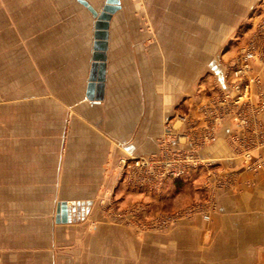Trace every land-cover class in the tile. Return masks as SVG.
<instances>
[{
	"label": "crops",
	"instance_id": "1",
	"mask_svg": "<svg viewBox=\"0 0 264 264\" xmlns=\"http://www.w3.org/2000/svg\"><path fill=\"white\" fill-rule=\"evenodd\" d=\"M88 1L98 10L105 2ZM77 2L89 17V42H60L59 49L54 47V54L66 64V69L60 70L57 85L47 87L45 77H40L38 71L34 81L29 55L17 61L16 69L12 65L0 72V95L21 96L17 103L0 101V116L4 111L3 126L8 129L3 138L0 136V223L14 222L15 213H25L29 218L30 192H37L40 201H45L39 207L46 204L52 210L49 215L44 211L39 220L49 224V246L35 248V252L31 247H11L5 260L0 258V264H141L140 255L147 247L142 238L102 215L96 195L109 189L122 154L146 155L158 150L167 128H172L185 142L186 137L200 136L209 126H215L216 136L198 153L211 162L190 171L187 178L195 183L206 169L213 179L214 175H230L229 186L215 191L212 223L218 236L214 249H224L217 253L236 257L230 258L235 264H264V42H251V66L240 78L232 74L233 66L242 64L243 50L250 42H233L238 49L236 55L233 56L232 49L222 57L218 53L207 55L203 44L197 57L200 71L191 82L189 72L182 70L181 75L175 76L173 50L143 44L141 32L136 31L134 24L127 38L115 39L123 24L135 19L129 18L133 15L129 0H121V8L110 22L103 90L98 99L92 100L87 92L94 55L95 17L87 6ZM223 44L219 42L218 46L224 49ZM63 48L64 54L56 51ZM178 59L184 63L190 57L183 53ZM237 79L249 84L247 93L239 99L244 90L233 88ZM47 91L55 94L59 103L69 104L72 112L69 135L64 137L65 131L58 136L56 146L48 152L39 133L37 141L34 136L31 141L29 135L33 123L29 109L34 106L43 112L38 126H46ZM14 107L21 117L15 121ZM56 108L55 105L53 109ZM246 156L250 160L247 164L243 161ZM177 182L169 185V201L182 184ZM197 188L196 191H203L201 185ZM116 195L120 207L121 187ZM196 195L191 193L190 197ZM62 200L76 203L67 222L57 220V207ZM176 205L178 202L173 200L171 206ZM91 219L96 221L95 225L89 223ZM206 224L196 213L191 223L184 222L166 234L167 251L180 253L182 258L191 253L204 256L206 250L200 240ZM27 228L24 229L28 231ZM157 250L156 246L154 251ZM31 255H38L37 260ZM136 255L137 261L131 262L129 258L133 256L135 260ZM180 264L188 263L183 259Z\"/></svg>",
	"mask_w": 264,
	"mask_h": 264
},
{
	"label": "rangeland",
	"instance_id": "2",
	"mask_svg": "<svg viewBox=\"0 0 264 264\" xmlns=\"http://www.w3.org/2000/svg\"><path fill=\"white\" fill-rule=\"evenodd\" d=\"M129 2L128 5L133 11V15L131 14L129 18L135 19L126 21L119 37L116 35L115 39L127 38L133 32V30H129L130 28L134 29V24L136 31L141 32L143 44H157L161 50L165 48L173 50L175 76L182 70L185 73L189 72L191 82L200 71V60L198 61L197 57L203 51V44L207 55L218 53L219 57H222V55L229 54L232 49L235 50L233 56L236 55L237 48L234 47L233 42H250L247 49L243 50L241 60L250 54V50L251 54L248 60L249 66H251L250 61L254 54L251 42H264V0H129ZM135 9L137 15L134 13ZM88 19L87 12L77 0H0V72H5L7 67L12 65L16 69L17 61L23 55H29L30 72L32 76H35L34 81H37L38 71L40 77H45L47 87L57 85L60 70H65L66 64L62 62L64 59L54 54L53 50L59 49L60 42H89ZM252 26L253 28H251ZM219 42H224L223 47H226L223 49L218 46ZM166 45L167 47H165ZM56 51L65 53L64 48ZM183 53L189 55V62L182 63L181 59H178L179 62L176 61L177 56ZM237 66L236 63L233 67ZM234 70L235 68H233L232 74L240 78L234 73ZM230 81L232 82V80ZM236 82L239 80L237 79ZM50 93L47 91L44 95L45 110H47L46 126L41 123L38 126L37 120H39V115L41 117L43 114L42 110H37V106L29 109V119L33 120L29 127L30 140L32 141V136H34L36 137L34 141H37L39 133L40 141H44L46 152L52 151L56 146L58 136L63 135L65 131L63 136L69 135V121L72 117L69 104L59 103L58 97ZM241 94L238 95V99L246 93L240 96ZM31 97L33 99V96ZM52 98L55 100L52 101ZM18 100H21V96L0 95V101L3 102L17 103ZM52 103L56 105V109H53L55 105L52 106ZM13 110L14 121L21 118L18 117L17 108L14 107ZM1 114H4L0 116V136L3 138L8 129L3 126V123L6 122L5 112L3 111ZM50 119L51 122L48 121ZM243 119L246 121L245 116ZM210 128L212 126H209L205 132L210 131ZM170 129L174 135L178 134L172 128ZM202 133L204 132H200V134ZM200 139L202 140L196 147H202L210 142V138H206V135L200 136ZM256 143L261 142L256 141ZM30 145L32 146L33 143ZM248 160L249 158L243 159L246 164ZM118 162L119 159H117L115 175L109 189L99 192L96 195V200L102 215H105L113 223L121 224V227L129 228L142 238L147 247H143L144 251L140 255L141 264H180L183 259L188 264H235L231 259H236V257L217 253L224 249H214V245L217 247L218 233L212 223V215L216 211L215 191L229 186L231 180L229 174L214 175L215 179H213L210 170L206 169L205 174L201 173L203 175L199 174L197 177V183L189 181L185 177L176 181L162 180L158 186L152 181L149 182L150 185L146 182L145 186H139L138 184L143 178L137 173L138 170L134 162L126 160V164H124L121 160V174L117 169ZM254 164L257 168V161H254ZM249 165L252 166L251 163ZM177 181H181L182 184L176 188L172 201H169L170 195L167 196L169 185ZM197 185H201L202 192L196 191L198 190ZM119 187H121L120 207L117 206L116 195ZM191 193L198 195L190 197ZM30 196L29 218L25 217V213H15V217H13L15 223H0L1 260H5L6 252L11 250V247L18 249L31 247L35 252V248L49 246V224L39 220L43 219V213L46 212V215H49V211L52 210L45 203V206L39 207V204L45 201H40L42 198H39L37 192H30ZM173 200L178 202V205L171 206ZM79 207L77 205V210ZM199 209L200 211L196 212ZM196 213L207 222L203 238L200 240V243L205 246V255L199 256L191 253L189 256L183 255L184 258H182L180 253L172 250L167 251L166 234L174 231L184 222L191 223ZM170 216L175 217L171 224L167 222ZM25 218L29 219L28 224L25 223ZM159 219L163 221L162 225L156 224ZM18 220H24V222ZM83 223L87 224L86 221ZM89 223L95 225L96 221L91 219ZM26 226H28V231L25 230ZM144 235L145 237H143ZM156 246L158 250L154 251ZM32 256L37 260L38 255ZM133 258L132 256L129 259L131 262H136L137 255L135 260Z\"/></svg>",
	"mask_w": 264,
	"mask_h": 264
},
{
	"label": "built area",
	"instance_id": "3",
	"mask_svg": "<svg viewBox=\"0 0 264 264\" xmlns=\"http://www.w3.org/2000/svg\"><path fill=\"white\" fill-rule=\"evenodd\" d=\"M249 53L251 54L250 50ZM250 54H247L242 64L234 67V73L241 75L249 66L248 57ZM246 85V86H245ZM233 88L236 90H244L243 93H247V84H242L241 82H234ZM247 89V90H245ZM242 93V94H243ZM241 94V95H242ZM240 95V96H241ZM218 116L215 115V120ZM244 121V119H242ZM215 126L210 128V131L202 133L200 136H205L210 138V141L215 138ZM200 136L197 137H186L188 139L183 142L181 136L178 134H173L170 128H167L165 136H163L159 141L158 150L151 152L150 154H122L119 157L118 162V172L121 174V160L126 164V160H132L136 169L138 170L139 176L141 175L143 180L139 182V186H145L147 182L149 185L150 181L157 183V186L160 185L162 180H171L176 181L188 176L190 171H193L199 168L206 162H211V160L203 158L199 155L198 150L200 148L196 147L199 144ZM204 141V140H203ZM245 159H248L246 156ZM196 210V212H199ZM183 218V217H182ZM175 217H169L168 223H173ZM181 219V218H178ZM162 220H157V225H162Z\"/></svg>",
	"mask_w": 264,
	"mask_h": 264
},
{
	"label": "water",
	"instance_id": "4",
	"mask_svg": "<svg viewBox=\"0 0 264 264\" xmlns=\"http://www.w3.org/2000/svg\"><path fill=\"white\" fill-rule=\"evenodd\" d=\"M89 8L95 17L94 21V55L93 64L88 83L87 95L90 99H98L103 90L104 80L106 77V51L109 45V28L111 18L114 13L121 8V0H105L101 9H96L88 0H79ZM90 203V200L88 201ZM76 209V203H69L62 200L58 203L57 220L67 222L71 219Z\"/></svg>",
	"mask_w": 264,
	"mask_h": 264
},
{
	"label": "bare ground",
	"instance_id": "5",
	"mask_svg": "<svg viewBox=\"0 0 264 264\" xmlns=\"http://www.w3.org/2000/svg\"><path fill=\"white\" fill-rule=\"evenodd\" d=\"M100 9H101V8H100ZM100 9H99V10H100Z\"/></svg>",
	"mask_w": 264,
	"mask_h": 264
}]
</instances>
